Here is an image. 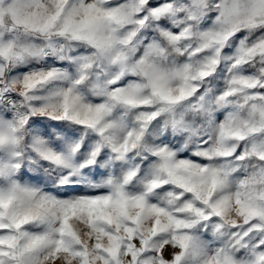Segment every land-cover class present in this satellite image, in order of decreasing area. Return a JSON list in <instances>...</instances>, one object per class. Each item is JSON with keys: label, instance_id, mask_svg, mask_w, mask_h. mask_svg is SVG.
Segmentation results:
<instances>
[{"label": "snow or ice", "instance_id": "1", "mask_svg": "<svg viewBox=\"0 0 264 264\" xmlns=\"http://www.w3.org/2000/svg\"><path fill=\"white\" fill-rule=\"evenodd\" d=\"M0 264H264V0H0Z\"/></svg>", "mask_w": 264, "mask_h": 264}]
</instances>
